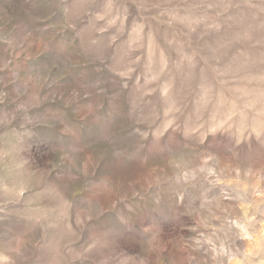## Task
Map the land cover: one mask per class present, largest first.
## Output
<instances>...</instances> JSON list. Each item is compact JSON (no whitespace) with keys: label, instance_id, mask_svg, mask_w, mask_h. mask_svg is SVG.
Wrapping results in <instances>:
<instances>
[{"label":"rangeland","instance_id":"374dc122","mask_svg":"<svg viewBox=\"0 0 264 264\" xmlns=\"http://www.w3.org/2000/svg\"><path fill=\"white\" fill-rule=\"evenodd\" d=\"M0 264H264V0H0Z\"/></svg>","mask_w":264,"mask_h":264}]
</instances>
